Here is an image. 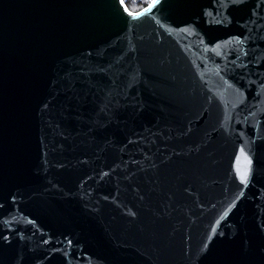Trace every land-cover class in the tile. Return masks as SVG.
Wrapping results in <instances>:
<instances>
[{
  "label": "water",
  "instance_id": "obj_1",
  "mask_svg": "<svg viewBox=\"0 0 264 264\" xmlns=\"http://www.w3.org/2000/svg\"><path fill=\"white\" fill-rule=\"evenodd\" d=\"M0 264H264V0H0Z\"/></svg>",
  "mask_w": 264,
  "mask_h": 264
},
{
  "label": "trees",
  "instance_id": "obj_2",
  "mask_svg": "<svg viewBox=\"0 0 264 264\" xmlns=\"http://www.w3.org/2000/svg\"><path fill=\"white\" fill-rule=\"evenodd\" d=\"M127 7L132 12H138L145 8L151 0H125Z\"/></svg>",
  "mask_w": 264,
  "mask_h": 264
},
{
  "label": "snow or ice",
  "instance_id": "obj_3",
  "mask_svg": "<svg viewBox=\"0 0 264 264\" xmlns=\"http://www.w3.org/2000/svg\"><path fill=\"white\" fill-rule=\"evenodd\" d=\"M154 3L158 2V0H153ZM242 179H245L244 176L241 177Z\"/></svg>",
  "mask_w": 264,
  "mask_h": 264
}]
</instances>
